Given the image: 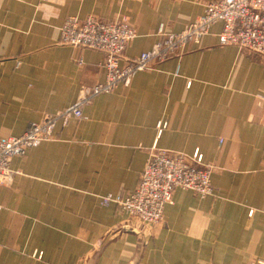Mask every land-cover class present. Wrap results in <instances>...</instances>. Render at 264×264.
I'll use <instances>...</instances> for the list:
<instances>
[{
    "label": "crops",
    "instance_id": "1",
    "mask_svg": "<svg viewBox=\"0 0 264 264\" xmlns=\"http://www.w3.org/2000/svg\"><path fill=\"white\" fill-rule=\"evenodd\" d=\"M210 1L0 0V138L104 81L102 54L61 44L66 18L126 16L137 36L125 63ZM220 32L213 25L95 97L82 119L58 121L52 140L11 160L13 181L0 185V264H264V58L220 46ZM154 146L199 150L213 195L176 189L162 223L141 227L100 200L133 192Z\"/></svg>",
    "mask_w": 264,
    "mask_h": 264
},
{
    "label": "built area",
    "instance_id": "2",
    "mask_svg": "<svg viewBox=\"0 0 264 264\" xmlns=\"http://www.w3.org/2000/svg\"><path fill=\"white\" fill-rule=\"evenodd\" d=\"M215 24H221L220 46H232L241 53L264 58V0L210 1L195 22L179 33H164L161 29L160 42L154 48L125 63V49L137 36L126 16L111 21L94 16L66 18L60 28L61 44L102 54L104 81L83 88L71 107L41 123L29 124L22 135L0 138V185L10 186L13 181L11 160L41 142L52 140L58 121L82 119V108L92 99L111 93L118 86H128L136 73L176 56L188 43H198ZM163 128L165 124H157L158 134ZM176 189L194 192L200 198L212 196L210 168L204 164L199 150L186 155L154 146L134 191L125 196L106 195L100 205L115 204L136 226L152 227L162 223L164 209L172 204Z\"/></svg>",
    "mask_w": 264,
    "mask_h": 264
}]
</instances>
